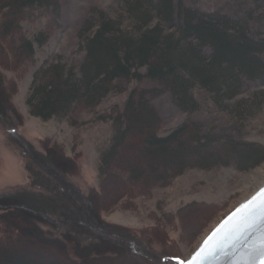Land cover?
Returning <instances> with one entry per match:
<instances>
[{"label":"trees","instance_id":"1","mask_svg":"<svg viewBox=\"0 0 264 264\" xmlns=\"http://www.w3.org/2000/svg\"><path fill=\"white\" fill-rule=\"evenodd\" d=\"M121 4L126 24L122 15L92 10L76 33L80 62L72 65L58 57L39 66L25 97L30 115L73 123L77 110L95 107L131 81L155 83L131 88L119 110L100 116L110 122L111 135L98 150L96 187L83 189L71 181L76 161L62 144L44 138L37 147L21 135L22 116L11 100L16 83L3 73L10 65L22 70L32 65L35 44L42 46L60 26L59 1L0 0V129L21 158L27 179L0 190V264H162L166 257L181 259L163 255L168 249L158 219L140 230L110 223L101 213L135 193L167 185L191 168L246 171L264 161V146L211 132L190 118L160 134L153 104L165 92L189 114L199 108L194 93L199 88L226 109L251 83L261 87L254 96L263 99L264 35L245 17L204 12L182 0ZM40 19L47 25L29 37L23 23Z\"/></svg>","mask_w":264,"mask_h":264},{"label":"rangeland","instance_id":"2","mask_svg":"<svg viewBox=\"0 0 264 264\" xmlns=\"http://www.w3.org/2000/svg\"><path fill=\"white\" fill-rule=\"evenodd\" d=\"M60 26L54 29L42 46L35 44L32 65L22 70L14 65L3 69L8 80L16 83L11 100L22 116L19 132L38 147L44 138L63 145L65 152L76 161L77 175L71 178L80 188L96 187L98 150L104 147L111 135V124L100 116L119 110L133 87L154 86L143 79L127 83L126 89L113 92L91 109L77 110L73 123L67 118L42 121L28 113L25 97L32 74L41 65L58 57L72 65L82 59L78 50L77 30L92 10H102L109 16L122 15L121 0H58ZM204 12H227L245 17L249 24L264 35V0H182ZM46 21L23 23L29 37L44 29ZM261 87L251 83L226 109H219L209 95L196 88L199 108L189 114L180 110L168 93H161L153 100L160 116L158 132L166 134L186 118L204 125L211 132L239 135L241 138L264 146V98L257 100ZM253 99V100H252ZM256 99V100H254ZM23 163L15 149L5 141L0 129V190L23 185L26 182ZM264 183V161L258 166L241 171L233 166H219L209 170L191 168L172 178L164 186H156L150 193H135L119 200L101 213V217L115 224L136 229H147L157 223L168 251L163 255H178L186 259L198 247L207 233L230 210L252 195ZM163 213V214H162ZM162 215V218H161ZM161 218V219H160ZM167 258V257H166ZM51 258H49L48 262ZM59 263V262H58ZM162 264H166L163 261ZM169 264V263H167Z\"/></svg>","mask_w":264,"mask_h":264},{"label":"water","instance_id":"3","mask_svg":"<svg viewBox=\"0 0 264 264\" xmlns=\"http://www.w3.org/2000/svg\"><path fill=\"white\" fill-rule=\"evenodd\" d=\"M262 191H264V183L252 195L222 217L188 258H164L163 262L166 264H189L215 230L225 221H228L229 217L233 216L238 209H241L243 205L248 204L255 197L256 201L250 209L255 223L242 219L243 214L237 216L229 226L231 231L226 230L220 237H217L213 244L209 245V249L212 250L206 251L202 256L197 257L196 264H260L259 256L252 254L250 250L258 247L264 240V215L260 211L261 208H264V196L260 195ZM213 245H216L214 249Z\"/></svg>","mask_w":264,"mask_h":264},{"label":"snow or ice","instance_id":"4","mask_svg":"<svg viewBox=\"0 0 264 264\" xmlns=\"http://www.w3.org/2000/svg\"><path fill=\"white\" fill-rule=\"evenodd\" d=\"M261 196H264V191L260 193ZM256 198L254 197L252 201H249L248 204H245L241 207V209H238L236 213L233 214V216L229 217L228 221H225L223 224H221L215 232L210 236L204 243V245L201 247V249L196 253V255L193 257V260L189 262V264H196V258L202 256L206 251H210L212 249H209V245L213 244V241L217 239V237H220L222 233H225L226 230L231 231L230 224L233 220L236 219L237 216L242 215V219L249 220L251 223H255V221L252 219L253 213L250 211L252 205L255 203ZM261 214L264 215V208H261ZM234 227V225H233ZM216 247V245H213V249ZM252 254L258 255L260 258V264H264V240H262L261 244L250 250Z\"/></svg>","mask_w":264,"mask_h":264}]
</instances>
